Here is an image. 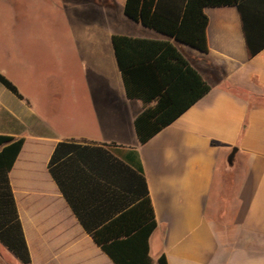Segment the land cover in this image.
<instances>
[{"label":"crops","instance_id":"obj_1","mask_svg":"<svg viewBox=\"0 0 264 264\" xmlns=\"http://www.w3.org/2000/svg\"><path fill=\"white\" fill-rule=\"evenodd\" d=\"M125 4L57 0L61 30L30 35L33 49H48L59 62L62 54L75 55L81 66L83 96L75 86L71 100L82 101L77 110L85 114L71 122L69 134L38 103L39 64L19 57L24 49L6 33L0 73L24 100L0 84V135L25 139L9 180L31 264H113L48 169L58 143L71 140L113 145L125 164L140 163L157 221L149 241L153 264L163 255L168 264H264V49L249 58L234 6L204 9L209 53L203 54L129 19ZM115 36L170 41L211 87L145 145L135 129L145 105L127 97ZM70 192L79 197L82 190ZM0 264L23 263L0 242Z\"/></svg>","mask_w":264,"mask_h":264},{"label":"trees","instance_id":"obj_2","mask_svg":"<svg viewBox=\"0 0 264 264\" xmlns=\"http://www.w3.org/2000/svg\"><path fill=\"white\" fill-rule=\"evenodd\" d=\"M229 6L239 11L248 56L253 58L264 49V0H126L125 15L207 54L209 19L204 9ZM113 43L128 99L145 105L135 120L140 145L211 91L170 41L115 36ZM0 84L24 100L1 73ZM24 143V138L0 135V242L23 264H31L9 180ZM120 153L113 145L60 142L48 169L87 234L113 264H153L149 241L157 221L148 186L140 163L130 167L119 159ZM72 187L82 190L79 197L72 195ZM158 264H168L164 255Z\"/></svg>","mask_w":264,"mask_h":264},{"label":"rangeland","instance_id":"obj_3","mask_svg":"<svg viewBox=\"0 0 264 264\" xmlns=\"http://www.w3.org/2000/svg\"><path fill=\"white\" fill-rule=\"evenodd\" d=\"M56 2L57 0H0V50L5 48L6 33H13L14 42L24 49L18 56L25 57L32 65L37 63L40 66L39 82L40 86H44V92L38 96V103L42 111L51 121L59 124L62 133L69 134L71 122L85 114L84 111L77 110L83 102L71 100L75 86L78 95L83 96V88L81 90L79 85L82 82L81 66L75 61V55L62 54L59 62L48 49H33L30 38L34 32L44 33L47 37L50 33L61 30L58 15L53 10ZM61 28L64 31L63 25ZM66 57L71 59L70 65L65 62Z\"/></svg>","mask_w":264,"mask_h":264},{"label":"water","instance_id":"obj_4","mask_svg":"<svg viewBox=\"0 0 264 264\" xmlns=\"http://www.w3.org/2000/svg\"><path fill=\"white\" fill-rule=\"evenodd\" d=\"M229 163H230L231 165L233 164V162H232V158L230 159Z\"/></svg>","mask_w":264,"mask_h":264}]
</instances>
